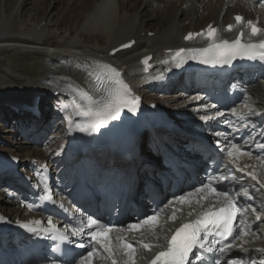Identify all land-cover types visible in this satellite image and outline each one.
<instances>
[{
    "label": "bare ground",
    "instance_id": "bare-ground-1",
    "mask_svg": "<svg viewBox=\"0 0 264 264\" xmlns=\"http://www.w3.org/2000/svg\"><path fill=\"white\" fill-rule=\"evenodd\" d=\"M125 1L128 9L124 8L121 0H96L84 19L74 20V24H78L79 32L74 39L52 43L50 37L48 38L47 23L46 26L39 23L33 29H22L17 25L14 17L7 15L5 11L7 1L0 0V6H3L0 13V82H4L5 78L10 80L6 83L7 85H0V99L5 101L6 105L16 106L13 107V111L18 116H14L12 123L17 124L21 120H27L30 122L28 129L35 131L36 134L42 128L43 116L40 119H27V111L32 109L37 96H40L44 101L43 99L58 91L56 97L63 105V112L60 115H68L72 109L85 105L91 99L99 98L98 84L95 78L98 76L105 80L116 78L113 71L110 70L119 73L120 80H128L134 90L148 91L147 88H143L144 75H138L131 71L139 58L149 54L159 60L166 59L169 57V51L186 46L183 39L187 33L198 32L211 23L212 26H220L222 29L227 24L233 23L234 16L240 15L243 18V23H256L261 29L259 39H264V11L254 0H228L229 3L226 4V10L221 17L219 14L216 16V11L220 10L221 6H225L226 0ZM130 4L132 7L138 4L139 10L144 6L145 10L139 13L137 8L135 12L131 13ZM79 9L81 10V5ZM241 9L243 10L241 11ZM208 13L215 14V17L207 16ZM78 14L79 12H77ZM145 15L150 18L151 23L147 24L144 21ZM155 23L156 28L149 29V26ZM83 32L89 38L84 36ZM150 33L152 36L149 35ZM91 39L96 40L94 45L85 42H91ZM131 40H135L136 46L127 52L128 57L121 59L120 56L124 53L110 55L111 50ZM39 44H42L43 47L38 46ZM262 83L258 95L262 98L263 103H256V106L264 110V80ZM166 86V91H168L178 84ZM171 95L174 99L171 102H175V104L187 101L178 93ZM14 96H23V98L20 100ZM5 132L13 133L10 129ZM25 140L24 137L22 145L27 147L24 151L31 150L33 152L39 142ZM19 147L17 148L20 149ZM143 150L146 160L157 163V159L148 149L144 148ZM38 156L40 157L38 160L51 165L50 157L44 154ZM31 159L33 158L24 160V164L30 162ZM56 184L58 189H62L60 186L63 183L60 179L56 178ZM242 185L247 186L245 183ZM253 197L260 202L264 201L263 194L255 193ZM65 200V203L70 206V199L67 197ZM0 210L9 212L14 218L22 217L23 213L22 205L14 201L6 202L5 205L0 206ZM170 213L171 211H168V214ZM167 221L166 218L160 226H153V233L150 237L153 239L148 238L147 242L162 244V234L165 235V230L172 225ZM244 242L248 245L244 251L240 252V256L244 253L258 254L257 251H253L254 245L249 237L245 238L242 243L245 244ZM260 243L264 244V240H261ZM135 254L134 259L136 260L137 253ZM259 255V257L264 256L263 253ZM18 263L19 260L14 259L11 264ZM135 264L142 263L136 261Z\"/></svg>",
    "mask_w": 264,
    "mask_h": 264
},
{
    "label": "rangeland",
    "instance_id": "rangeland-1",
    "mask_svg": "<svg viewBox=\"0 0 264 264\" xmlns=\"http://www.w3.org/2000/svg\"><path fill=\"white\" fill-rule=\"evenodd\" d=\"M6 1L7 2H6L5 11L7 15L14 17L13 19H16L15 21L20 28L33 29L39 23H42L45 26L47 23L48 24L47 34H48V38L50 37L52 43L54 42L60 43L64 40H71L72 38L74 39L76 37V34L79 33L77 28L78 24L76 23L74 24V20L84 19L86 14L91 10L93 4L96 2V0H6ZM121 2H123L124 8L128 7L127 2L125 0H121ZM225 2H226L225 6L224 7L221 6L220 10L216 11L217 13L216 16H218V14L220 17L223 16L224 11L226 10V6H227L226 4L229 3V1L226 0ZM80 5H81V10L79 9ZM129 6L131 8L130 9L131 13L135 12L139 7L138 4L137 6L134 7H132L131 4ZM240 8H242V6ZM2 10H3V6L1 5L0 13L2 12ZM144 10H145L144 6H142L140 7V10L138 12L140 13L141 11ZM242 10L243 9H241V11ZM77 12H79L78 15ZM207 16H211L214 18L215 14L213 15L211 13H208ZM144 21L147 24L151 23L150 18H148L146 15L144 17ZM156 26H157L156 23L150 25L149 29L153 30L154 28H156ZM83 34L84 36H87L84 32ZM87 38L89 37L87 36ZM85 42L90 45H94L96 43V40L91 39V42L88 41ZM127 54L128 53L126 52L125 54L126 56L122 55L120 56V58L124 59L125 57H128ZM8 82H10V80L8 81L5 78L4 82L2 83L0 82L1 83L0 85H7L6 83ZM148 91L149 92L146 93L144 92V94L149 97L155 96V93L150 92V90ZM170 96L171 97L167 99L168 104H170L169 106H174L175 102L174 103L171 102L174 101L173 95ZM14 97L20 98V100L21 98H23V96H14ZM43 100L44 101L40 103L41 104L40 107H41V113L43 112L45 113V115L43 113L41 114V116H43V120H42L43 124H42V128L37 132L38 135H36L35 131L33 132L30 129L25 131L24 134L20 133V128H18V125L20 124V126H26L28 125V123L25 121H20V123L17 124L12 123V119L15 118L14 116H18L13 111L14 109L13 107L16 106L6 105L5 101L0 99V149L6 151L7 153L18 155L19 157H22L23 160L30 159V157L39 159L40 157L38 155H42L43 153H46L49 155L46 156L52 158L54 160V163L56 164L58 162L59 151H60V139H61L60 129L57 125V121H59V115L61 114L60 112H62L63 110V105L61 102H59L58 98L56 100L55 98L46 97ZM181 104L184 103H180V105ZM10 106L12 108H10ZM7 129H10V131H12L13 133L7 134L5 132V130ZM24 137L26 138L25 141L39 142L38 146L34 147L33 152L31 150H28L31 153L28 151H24L25 148H27L24 145H22L23 142L22 139ZM39 137H41L40 138L41 140L39 139ZM17 147H19L20 149H18ZM1 193L2 191L0 189V206H3L5 205V201H7V196L6 194H1Z\"/></svg>",
    "mask_w": 264,
    "mask_h": 264
},
{
    "label": "snow or ice",
    "instance_id": "snow-or-ice-1",
    "mask_svg": "<svg viewBox=\"0 0 264 264\" xmlns=\"http://www.w3.org/2000/svg\"><path fill=\"white\" fill-rule=\"evenodd\" d=\"M237 23L241 21V17H235ZM250 23V22H249ZM252 35H256L258 29L251 25ZM231 26H229V30ZM214 34V30H210L208 32L209 38H211ZM191 34L186 39H190ZM130 45H124V47H129ZM253 46H245L244 48L240 47L239 39L233 44H229L227 41H223L220 44L211 45L209 48L202 50L203 53H212L214 57H221L223 58L222 61H215V62H222L228 63L230 59H235L238 55L243 56L248 48ZM261 48H264V43L260 45ZM179 55V53H178ZM201 63L208 64L210 61L208 59H203L200 61ZM113 75L118 77L119 73L114 72ZM97 79H100L98 76ZM118 87L113 88L109 91L108 96L103 98L100 101H93L90 102L88 108L81 112H78V115L87 117L89 119V124L86 128H82L81 131H97L104 125H106L109 121L117 120L120 116V112L122 109L127 108L128 112L135 114L137 102L134 99H129L128 88L127 85L123 84L119 80L114 81ZM202 120H207V116H202ZM71 123V122H70ZM215 135L219 136L222 135L221 133H215ZM235 147V146H233ZM258 148L264 149V143H260L257 145ZM252 179L255 180L256 177L253 175ZM207 187V185H205ZM261 187H264V184H261ZM199 191V189H197ZM220 195H227V193H219ZM183 199V198H181ZM155 217H150L149 220L154 219ZM260 217L257 216V220ZM149 220L144 221V223H148ZM233 220V214L230 208H221L218 212H209L208 214L204 215L200 220H197L195 224H186L182 228H180L177 233L172 237L171 241L169 242L168 250L166 252H161L156 259L153 261V264H156V261H159L161 257H165L166 261L165 264H186L188 261L189 253L191 252L192 248L195 246L198 237L203 234L202 238L207 239L210 233L208 232L207 226L212 223H223L225 227H228ZM38 223V222H37ZM51 224V221H49ZM96 221L89 220V225L95 224ZM129 227L135 228L137 225H129ZM77 231L80 229H73V235L76 234ZM244 235V230L240 229V236ZM96 238V234H93V239ZM240 237H236L239 239ZM105 251H109L108 247L105 245ZM125 247H130V245H125ZM145 247H148L145 245ZM226 247L231 248L232 245L228 244ZM221 251H224L222 248ZM92 253H89L91 256ZM115 264V262H113Z\"/></svg>",
    "mask_w": 264,
    "mask_h": 264
}]
</instances>
